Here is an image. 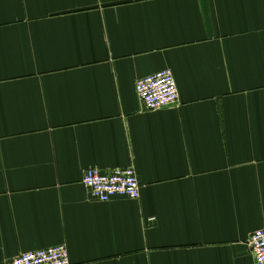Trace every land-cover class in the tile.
Here are the masks:
<instances>
[{
	"label": "crops",
	"instance_id": "obj_1",
	"mask_svg": "<svg viewBox=\"0 0 264 264\" xmlns=\"http://www.w3.org/2000/svg\"><path fill=\"white\" fill-rule=\"evenodd\" d=\"M170 69L179 101L136 81ZM90 167H133L101 202ZM264 228V0H0V264H256Z\"/></svg>",
	"mask_w": 264,
	"mask_h": 264
},
{
	"label": "built area",
	"instance_id": "obj_2",
	"mask_svg": "<svg viewBox=\"0 0 264 264\" xmlns=\"http://www.w3.org/2000/svg\"><path fill=\"white\" fill-rule=\"evenodd\" d=\"M135 91L147 110L174 104L180 98L177 81L170 69L138 79ZM82 182L90 194L101 202L114 197L133 200L140 197V183L133 167H90L84 171ZM249 245L256 264H264V228L252 233ZM5 264H71V261L68 248L59 245L22 253Z\"/></svg>",
	"mask_w": 264,
	"mask_h": 264
}]
</instances>
